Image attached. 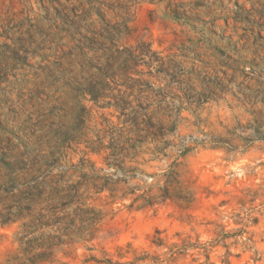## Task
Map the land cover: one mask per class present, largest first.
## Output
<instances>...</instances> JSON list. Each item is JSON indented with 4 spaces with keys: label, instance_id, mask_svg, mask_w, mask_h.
<instances>
[{
    "label": "clouds",
    "instance_id": "clouds-1",
    "mask_svg": "<svg viewBox=\"0 0 264 264\" xmlns=\"http://www.w3.org/2000/svg\"><path fill=\"white\" fill-rule=\"evenodd\" d=\"M0 264H264V0H0Z\"/></svg>",
    "mask_w": 264,
    "mask_h": 264
}]
</instances>
